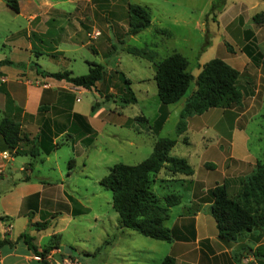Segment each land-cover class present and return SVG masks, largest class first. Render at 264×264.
I'll return each mask as SVG.
<instances>
[{
  "label": "rangeland",
  "instance_id": "1",
  "mask_svg": "<svg viewBox=\"0 0 264 264\" xmlns=\"http://www.w3.org/2000/svg\"><path fill=\"white\" fill-rule=\"evenodd\" d=\"M55 2L56 9L63 13L52 15L46 23H86L87 26L92 23L100 36L94 40L89 39L85 34L87 27H82V31L76 35L72 30L65 31L77 40L88 42L83 47L79 46V42H73L76 45L72 46L59 40V31L52 32L50 39H45L44 43L33 38L24 40L19 34L26 23L24 12L36 5L37 0H21L22 8L19 13L12 11L0 0V53L10 56L17 52V60L21 62H13L11 66L21 70L25 69L24 66L34 67V63L45 71L69 69L73 74H83L87 71V62L103 66L102 81L73 93L75 108L92 118L95 143L85 152L82 145L74 149L77 155L73 167L68 165L66 153L69 150L66 146H62L55 155L61 170L67 172L71 169L68 185H65L66 191L79 198L87 207L86 211L90 214L110 213L117 217L110 206V191L98 183L99 178L114 163L135 164L145 158L153 142L160 137L175 140L170 154L185 158L193 169L192 177L202 181L204 187L221 183L223 176L247 175L255 161L264 164V22L257 24L251 18L255 13L264 12V0ZM125 2L139 4L148 12L149 25L134 35L126 34ZM24 41L32 46L28 61L27 50L24 51L22 47L15 49ZM91 45L95 47L94 50L90 49ZM47 47L67 51V58H61L60 53L51 56ZM126 47H145L153 52V61L177 52L187 60V70L192 77L197 74L201 63L210 58H219L240 73L238 86L240 89L244 88L246 93L238 105L212 107L201 114L188 117L186 130L176 134L175 123L179 110L184 98L194 89V83L190 81L187 90L177 101L165 104L166 118L155 131L153 125L160 102L152 79L153 61L128 53ZM39 51L43 52L36 55ZM119 72L130 80L134 101L124 102L120 99ZM249 90L251 93H247ZM138 115L145 117L146 123L134 119ZM93 135L92 130L90 138ZM82 143H85L83 139ZM243 160L251 163L239 162ZM204 162L207 167L203 166ZM40 172L55 175V172H47L44 167ZM160 175L164 177V174H159V178L156 176L150 185L153 192L159 193L158 196L161 190L153 182L160 180ZM207 191L202 193V199H207ZM184 197L182 195V203L185 202ZM179 208L176 205L170 209L168 218L164 221L165 226L170 225ZM201 217H206L207 222L211 221V227L214 228L207 206L201 211ZM75 223L66 226L60 233L62 251L68 252L72 249L71 246L88 244L96 234L94 227H89V216H81ZM61 226L58 220L51 228ZM132 233H135L139 245H166L163 241ZM254 234L264 250V227L255 228ZM246 245L251 246L249 242ZM248 246L242 253L250 254ZM164 251V246H157L151 253L132 257L129 263L157 264V257L163 255Z\"/></svg>",
  "mask_w": 264,
  "mask_h": 264
},
{
  "label": "crops",
  "instance_id": "2",
  "mask_svg": "<svg viewBox=\"0 0 264 264\" xmlns=\"http://www.w3.org/2000/svg\"><path fill=\"white\" fill-rule=\"evenodd\" d=\"M55 1L37 0L36 5L24 12L26 23L19 33L24 40L33 38L39 43H44L45 39H50L52 32L59 31L61 33L59 40L72 46L76 45L73 42H79V46L83 47L88 42L77 40L73 35H67L65 31L72 30L76 35L82 31V27H85L84 29L87 27L85 34L89 39L94 40L100 36V32L92 27V23L88 24L89 26L85 25L86 23H68L69 25L46 23L52 15L63 13L60 9H56ZM21 8L22 4L19 2L18 13ZM93 33L97 34L93 35ZM50 42L52 43L53 40ZM20 47L24 51L27 50L26 61H28L32 46L24 41L15 49ZM47 49L51 56L60 53L61 58H67L65 56L68 52L63 49L56 47H47ZM90 49L94 50L95 47L91 45ZM42 52L39 51L36 55ZM18 58L17 52H13L10 56L0 53V60L21 62L17 60ZM24 68L21 70L13 68L11 64H0V119L8 116L15 120L22 132L28 139H32L39 149L36 152L31 145L22 141L15 147L19 152L14 153L13 148L5 147L0 136V241H3L0 244V264H42V258L24 242L23 234L30 237L31 243L36 246L38 252L43 251L48 244L52 245L43 257L47 263L50 259L61 261L66 258L78 264H130L132 257L151 253L157 249V246L165 248L164 254L157 259L171 255L175 264L258 263L251 256V249L260 244L254 234L255 229L240 234L235 241L223 242L216 236L215 224L214 229L211 227V221L207 222L206 217H201V211L209 206L208 199H202V193L215 183L211 187H204L202 181L192 177L193 173L189 177H176V180L165 179L166 177L161 180L160 175L161 181L157 179L153 182L161 190L159 196V193L154 192L158 197L169 192L180 196V201L176 204L180 207L178 213L166 227L175 225L176 231L188 237V240L163 241L166 245L149 243L142 246L137 243L135 233H132L135 231L120 225L118 215L116 217L110 213L90 214L86 211L87 207L82 201L66 191L65 185L66 183L68 185L71 169L67 172L61 170L55 160L56 152L62 146H66L69 150L66 153L67 161L73 167L77 155L74 149L82 145L85 152L95 143L92 118L86 112L75 108L73 104V93L85 88L73 86L62 79L44 76L38 73L35 67L24 66ZM68 71L72 75H77L69 69ZM109 89L110 87L107 88ZM73 113L83 118L75 117ZM92 130L94 135L90 140ZM82 139L85 143H82ZM81 151L82 149L78 155ZM239 162L251 163L244 160ZM42 167L47 172H55V175L42 174L40 172ZM182 195H185L183 203ZM173 206L169 207L168 212ZM81 216H89L91 221L89 227H94L95 236L88 244L71 246L72 249L68 252L62 251L60 240L54 245L50 236L57 234L61 237L63 228L74 224ZM58 220L62 226L51 228V225H56ZM39 222H45V225L43 227L32 225ZM246 242L251 246L246 245ZM247 246L250 254L242 253Z\"/></svg>",
  "mask_w": 264,
  "mask_h": 264
},
{
  "label": "trees",
  "instance_id": "3",
  "mask_svg": "<svg viewBox=\"0 0 264 264\" xmlns=\"http://www.w3.org/2000/svg\"><path fill=\"white\" fill-rule=\"evenodd\" d=\"M1 1L12 11L18 12L21 0ZM125 9L127 35H134L149 25V16L145 7L125 2ZM251 18L257 24L264 22V12L255 13ZM126 51L153 61V52L145 47H126ZM152 63L154 67L152 79L160 102L157 109L158 115L153 125L155 131L160 128L166 118L165 104L177 101L187 90L190 81H193L194 89L183 100L175 123L176 134L186 130L188 117L201 114L212 107L238 105L246 93L244 88L240 89L238 86L240 73L219 58H210L201 63L194 77L187 70L185 57L177 52H172ZM0 64H13V62L3 59L0 60ZM33 65L36 71L44 76L62 79L73 86L83 88L94 86L96 82L102 81L104 76L103 66L92 62H87L86 73L77 75H72L68 70L49 72L39 69L34 63ZM118 77L120 99L124 102L134 101L135 97L129 86L130 80L121 72ZM73 116L83 118L76 113H73ZM262 116L264 117V112ZM134 119L146 123L142 115ZM0 136L5 147L13 148L14 153L19 152L15 147L22 141L31 145L36 152L39 149L36 148V143L22 132L19 124L8 116L0 119ZM174 144L175 140L172 138H157L145 158L135 164L114 163L98 180L102 187L110 191V206L117 213L122 227L142 236L166 242L188 240V237L176 231L175 225L168 228L163 224L168 217L169 207L178 204L180 196L169 192L158 197L150 188L152 180L159 174H164L161 180L165 177V179L175 180L176 177H189L193 173L192 167L185 158L170 154ZM203 166L208 165L204 162ZM207 199L209 213L214 220L216 236L219 240L235 241L244 232L255 228L262 229L264 227V164L255 161L247 175L224 177L221 183H215L208 189ZM32 225L43 227L45 222L32 223ZM23 240L37 256L42 258V264H48L43 257L52 245L48 244L43 251L38 252L36 246L31 243L30 237L23 234ZM50 240L57 245L59 236L54 234L50 236ZM2 242L0 241V244ZM260 250L264 251L261 244H258L251 249V256L258 262L257 264H264V252ZM157 264H175V260L171 255H164Z\"/></svg>",
  "mask_w": 264,
  "mask_h": 264
},
{
  "label": "built area",
  "instance_id": "4",
  "mask_svg": "<svg viewBox=\"0 0 264 264\" xmlns=\"http://www.w3.org/2000/svg\"><path fill=\"white\" fill-rule=\"evenodd\" d=\"M97 33H93V35H96ZM6 155L4 154V157ZM48 264H78L76 261H71L69 259H62L61 261H57V260H54V259H50L48 261Z\"/></svg>",
  "mask_w": 264,
  "mask_h": 264
}]
</instances>
